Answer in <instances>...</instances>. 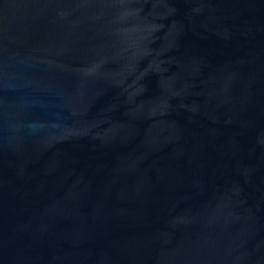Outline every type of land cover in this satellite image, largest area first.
<instances>
[{"label":"water","instance_id":"1","mask_svg":"<svg viewBox=\"0 0 264 264\" xmlns=\"http://www.w3.org/2000/svg\"><path fill=\"white\" fill-rule=\"evenodd\" d=\"M0 264H264V0H0Z\"/></svg>","mask_w":264,"mask_h":264}]
</instances>
